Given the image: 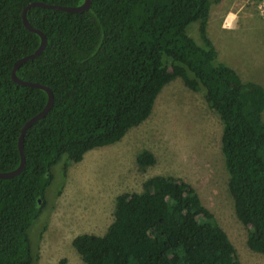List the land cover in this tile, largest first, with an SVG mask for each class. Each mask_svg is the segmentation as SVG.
Returning a JSON list of instances; mask_svg holds the SVG:
<instances>
[{"label": "trees", "instance_id": "obj_1", "mask_svg": "<svg viewBox=\"0 0 264 264\" xmlns=\"http://www.w3.org/2000/svg\"><path fill=\"white\" fill-rule=\"evenodd\" d=\"M222 0H91L89 10L27 11L47 38L45 50L22 64L19 79L48 87L53 105L25 133V167L0 180V264H36L30 229L41 215L62 161L120 142L146 121L162 89L179 78L201 94L221 122L220 149L237 220L246 244L264 256V90L218 59L207 35L211 11ZM32 2L76 7L83 0H0V173L20 163L23 125L41 112L46 93L11 80L14 63L40 39L22 24ZM198 24L201 44L187 33ZM141 150L136 164H155ZM113 222L101 235L80 234L72 247L84 264H241L215 216L181 178L155 175L140 192L114 201Z\"/></svg>", "mask_w": 264, "mask_h": 264}, {"label": "rangeland", "instance_id": "obj_2", "mask_svg": "<svg viewBox=\"0 0 264 264\" xmlns=\"http://www.w3.org/2000/svg\"><path fill=\"white\" fill-rule=\"evenodd\" d=\"M229 8L233 12L246 9L251 14L240 19L234 32L226 27L223 30L213 14L207 25L208 37L220 62L243 81L259 84L264 90L260 61L264 19L248 0H222L212 13ZM187 33L201 44L197 23L190 24ZM221 130L219 118L201 94L188 90L177 78L162 89L149 118L120 142L88 152L79 163L71 162L65 176L62 161L57 163L51 169L53 181L41 215L30 229L38 253L36 264H84L71 245L74 237L103 235L113 222L115 198L125 192H140L143 182L155 175L181 178L190 184L227 234L241 264H264V256L247 247L248 229L234 213L220 149ZM141 150L154 155L153 166H137L136 155Z\"/></svg>", "mask_w": 264, "mask_h": 264}, {"label": "water", "instance_id": "obj_3", "mask_svg": "<svg viewBox=\"0 0 264 264\" xmlns=\"http://www.w3.org/2000/svg\"><path fill=\"white\" fill-rule=\"evenodd\" d=\"M90 7H91V0H83V3L79 6H76V7L50 5V4L43 3V2H32L23 8V10L21 12L22 24L28 31L35 33L36 35L39 36L40 43H39L38 48L32 54H29L25 57H22L14 63L12 71H11V80L20 86L37 88V89L43 90L47 95V101H46L45 106L41 110V112H39L38 114H36L32 118H30L23 125V127L20 130V134H19L18 142H17V147H18V151H19V155H20L19 166L13 171L1 172L0 173V180L12 179V178L18 176L22 172V170L25 167V155H24V148H23V140H24L25 133L34 123L43 119L48 114V112L50 111V109L52 108V105H53V95H52L51 90L48 87L41 85L39 83H35V82L23 81V80L19 79L16 75L17 70L19 69V67L22 64H24L25 62L32 60V59L36 58L37 56H39L45 50V48L47 46V38L43 34V32L40 31L39 29L32 27L29 24V22L27 20V11L32 9V8H44V9H50V10H55V11H61V12L76 14V13L85 12V11L89 10Z\"/></svg>", "mask_w": 264, "mask_h": 264}, {"label": "crops", "instance_id": "obj_4", "mask_svg": "<svg viewBox=\"0 0 264 264\" xmlns=\"http://www.w3.org/2000/svg\"><path fill=\"white\" fill-rule=\"evenodd\" d=\"M242 8H240V10L238 9V10H236L234 12L232 11V10H234L233 8H229L226 11H222L221 10L220 12H218V14L212 13V11H211L210 18H209L208 21H210V19L212 18L213 14H215V16H218L217 18L219 20V25L224 30V27L222 26V23H223V19L227 18V20L229 22V27L226 28L225 30L234 32V31L237 30V28L239 27V25L241 23L240 19H243L244 17H249L250 15H248V13L251 14V12L246 10V9L245 10L243 9L244 10L243 11ZM207 29H208V27H207ZM207 32H208V30H207ZM207 35H208V33H207ZM261 42L262 41H260V43ZM260 48H261V50H260V61H261L262 68H264V42H262V44L260 45Z\"/></svg>", "mask_w": 264, "mask_h": 264}, {"label": "built area", "instance_id": "obj_5", "mask_svg": "<svg viewBox=\"0 0 264 264\" xmlns=\"http://www.w3.org/2000/svg\"><path fill=\"white\" fill-rule=\"evenodd\" d=\"M252 8L257 12V15L264 19V0H248ZM223 27L228 28L229 22L224 19Z\"/></svg>", "mask_w": 264, "mask_h": 264}]
</instances>
